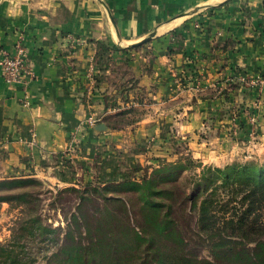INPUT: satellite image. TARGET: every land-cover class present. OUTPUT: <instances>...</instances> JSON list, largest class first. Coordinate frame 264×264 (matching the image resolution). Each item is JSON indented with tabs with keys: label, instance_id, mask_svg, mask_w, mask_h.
<instances>
[{
	"label": "crops",
	"instance_id": "obj_1",
	"mask_svg": "<svg viewBox=\"0 0 264 264\" xmlns=\"http://www.w3.org/2000/svg\"><path fill=\"white\" fill-rule=\"evenodd\" d=\"M19 39L36 77L26 94L0 69V175L43 170L47 179L68 180L56 159L78 155L69 148L76 133L85 159H111L100 169L111 180L133 164L136 141L164 142L177 112L192 140L213 116L253 104L264 132V85L241 80L264 72V0H0V46L12 50ZM178 73L199 90H175ZM114 101L140 106L142 117L132 126L107 124ZM90 116L104 118L106 129H79Z\"/></svg>",
	"mask_w": 264,
	"mask_h": 264
},
{
	"label": "trees",
	"instance_id": "obj_2",
	"mask_svg": "<svg viewBox=\"0 0 264 264\" xmlns=\"http://www.w3.org/2000/svg\"><path fill=\"white\" fill-rule=\"evenodd\" d=\"M170 164L156 169L153 177L122 182L138 192L134 195L141 201L139 209L130 199L107 198L122 204L124 219L109 210L95 216L96 227L87 230L88 242H75L72 231H67L59 243L60 229L43 223L37 213L40 199L29 189L42 182L32 177L0 181V204L23 203L29 210L20 217L13 239L0 244V264H36L40 254L22 242L26 236L46 245L55 240L52 243L58 248L43 256L49 258L48 264H264V162H234L224 168L205 165L194 187L204 189L206 196L199 202L200 193L184 194L191 208H198V227L209 240L211 256L207 258L186 252V242L175 228L173 202L166 200L176 191L157 187L156 174L187 166ZM224 192L228 193L226 199ZM87 199L81 196V200Z\"/></svg>",
	"mask_w": 264,
	"mask_h": 264
},
{
	"label": "rangeland",
	"instance_id": "obj_3",
	"mask_svg": "<svg viewBox=\"0 0 264 264\" xmlns=\"http://www.w3.org/2000/svg\"><path fill=\"white\" fill-rule=\"evenodd\" d=\"M186 77L179 75V73L175 76V90L180 92L199 90L198 86H187ZM241 80L250 86L261 87L264 85V72L254 77L241 76ZM182 98L186 101L187 95ZM179 103L183 104L185 102ZM123 105L113 102L111 108L115 112L112 114L111 119H106L107 124L122 128L132 126L140 120L143 115L141 111L143 109L140 106L141 110L139 107L138 109L133 106L127 108V106ZM255 111L256 106L253 104L249 107L241 104L232 106L225 111L226 113L224 112L225 117L221 113L222 116H213L212 120L204 122V125L199 130L197 129L198 134H193L192 140L189 139L191 137L183 134L181 125L184 120L179 118L177 112L174 114L173 122L169 120V123H166L168 135L164 137V142L160 140L153 147L152 143L155 142L156 138H150L146 145L145 142L143 144L140 141H136L135 144H138V147L134 146L130 150L133 156V164L122 172L116 170L111 180H104V173L100 172V169L102 170L106 163H110L111 159L107 155H104V157L100 154L89 155L91 158L85 159V153L77 148L81 145V141L80 139L78 140L76 133H72L69 148L73 150V153H76V149L79 157L78 155L61 154L62 156L56 159L65 169L61 177L63 176L68 180H51L50 177L52 175L60 174L58 167L55 168V174L47 172L46 176L50 179L44 176L43 170L39 174L40 177H32L34 180L42 182V184L33 185L29 188L40 199L37 203V213L42 216L44 224L60 229L56 237L59 243L63 242L67 231H72L75 242L80 239L88 242L87 230H92V228L96 227L95 216L107 214L109 210V212L119 214L124 219L122 204L117 201H107V198L120 196L125 200H132L137 208L139 207L141 201L134 195L138 192L133 190L130 185H122V182L126 180L141 181L144 176H151L156 169H162L163 165H171L170 163L175 162L184 163L187 165L186 168L174 167L170 170L161 171L154 178L157 182V187L174 188L176 191L175 194L172 193L167 196L166 200H172L173 202V215L176 220L175 228L186 242V252L190 256L199 258L210 257L209 240L206 234L202 233L198 227V208H191V202L184 200V194L200 193L198 195L199 202L206 196L204 189L197 190L194 187L196 180L200 179L201 170L205 165L224 168L234 162L246 163L252 160L264 162V132H260L261 122L258 121ZM92 117L95 118V122L90 123L88 121L89 118H86L78 128L84 129L88 127L95 129L100 124H103L104 127L107 126L103 122L104 118L101 119L99 116ZM165 122L163 123L165 124ZM196 148L200 149L208 157L203 158L201 155H196L193 152L197 150ZM139 149L140 153L137 152ZM133 151H136V154L140 157L136 156ZM51 162L53 163V161ZM84 164H88L90 168H86ZM87 169L93 171L91 177L84 176ZM51 171L54 172V169ZM98 172L99 177L97 179L96 175ZM84 177L87 179L91 178V180H84ZM24 178L30 177H16L12 173H2L0 175V181L25 180ZM4 192L7 191H2L1 193ZM81 196H87L88 199L83 201ZM222 197L228 198V193L224 192ZM26 206L18 202H3L0 204V244H8L13 239L20 217L29 211ZM75 215L79 218L78 221L74 218ZM132 218L134 219L133 216ZM22 242H26L28 246H31L35 252L40 254L36 264H48L49 258L45 259L43 257L44 254H49L50 256L58 248L56 243L40 244L37 240L34 242L27 236L22 239Z\"/></svg>",
	"mask_w": 264,
	"mask_h": 264
},
{
	"label": "built area",
	"instance_id": "obj_4",
	"mask_svg": "<svg viewBox=\"0 0 264 264\" xmlns=\"http://www.w3.org/2000/svg\"><path fill=\"white\" fill-rule=\"evenodd\" d=\"M0 69L9 86H21L27 94L29 85L35 79L36 73L29 56V50L22 39L15 43L12 50L0 46ZM23 103L29 105L27 96L23 99ZM88 121L93 123L95 118L90 116ZM34 142L35 135L31 139V143Z\"/></svg>",
	"mask_w": 264,
	"mask_h": 264
},
{
	"label": "water",
	"instance_id": "obj_5",
	"mask_svg": "<svg viewBox=\"0 0 264 264\" xmlns=\"http://www.w3.org/2000/svg\"><path fill=\"white\" fill-rule=\"evenodd\" d=\"M151 36H153V34H152ZM103 129H106V128L104 127L103 124L97 125V126L95 127V130H96V131H101V130H103Z\"/></svg>",
	"mask_w": 264,
	"mask_h": 264
}]
</instances>
